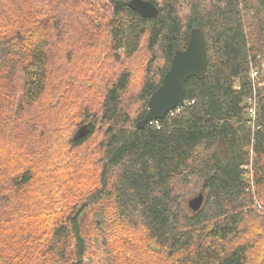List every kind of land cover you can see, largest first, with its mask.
I'll return each instance as SVG.
<instances>
[{
  "label": "trees",
  "instance_id": "16d2710c",
  "mask_svg": "<svg viewBox=\"0 0 264 264\" xmlns=\"http://www.w3.org/2000/svg\"><path fill=\"white\" fill-rule=\"evenodd\" d=\"M148 1L0 0V264H264V0ZM193 28L205 77L137 129Z\"/></svg>",
  "mask_w": 264,
  "mask_h": 264
},
{
  "label": "water",
  "instance_id": "95a60500",
  "mask_svg": "<svg viewBox=\"0 0 264 264\" xmlns=\"http://www.w3.org/2000/svg\"><path fill=\"white\" fill-rule=\"evenodd\" d=\"M127 5L143 18L158 16L157 7L148 0H127ZM207 65L208 56L202 32L199 28H193L186 47L173 55L168 71L148 100L147 113L136 124V128L141 129L146 124L162 119L170 112L181 108L184 105L185 83L191 78L202 80L206 75ZM86 133L87 125L81 126L74 139L82 138ZM202 205V193L188 201V207L194 212Z\"/></svg>",
  "mask_w": 264,
  "mask_h": 264
},
{
  "label": "rangeland",
  "instance_id": "374dc122",
  "mask_svg": "<svg viewBox=\"0 0 264 264\" xmlns=\"http://www.w3.org/2000/svg\"><path fill=\"white\" fill-rule=\"evenodd\" d=\"M187 1H190V0H183V2L185 3V2H187ZM200 4H211V3H213V0H197ZM140 59V58H139ZM138 60V59H137ZM81 171V170H80ZM82 172V171H81ZM250 174H249V178H250ZM248 178V177H247ZM198 194V193H197ZM197 194L195 195V196H197ZM194 195L193 196H190V197H188L187 199H186V202L188 201V200H190L191 198H193V197H195ZM127 233V232H126ZM125 233V235H126V237H130V235H128L129 233H127L126 234ZM112 234V235H111ZM123 234L124 233H122V231H119L117 234H115V233H108L107 234V238L108 239H110L109 240V242H112L113 240L115 241L116 240V238H119L120 240L118 241V243L120 244V245H122V243H124L125 242V240L124 239H122V237H123ZM140 237L141 236H139V235H137V236H135V237H133L132 239H127L126 238V241H130V242H132V243H139V242H137L139 239H140ZM130 250H129V252L130 253H132L134 250L133 249H131V248H129ZM106 251H107V249H106Z\"/></svg>",
  "mask_w": 264,
  "mask_h": 264
},
{
  "label": "built area",
  "instance_id": "2783aa9c",
  "mask_svg": "<svg viewBox=\"0 0 264 264\" xmlns=\"http://www.w3.org/2000/svg\"><path fill=\"white\" fill-rule=\"evenodd\" d=\"M256 76H257V73H256V72H253V73H252V79H255ZM249 102H251V101H249ZM250 104H252V103H250ZM249 113H250L251 115L254 114L253 108L249 109Z\"/></svg>",
  "mask_w": 264,
  "mask_h": 264
}]
</instances>
